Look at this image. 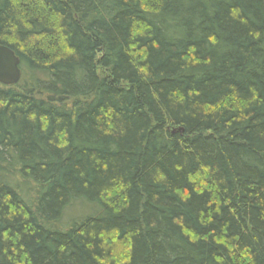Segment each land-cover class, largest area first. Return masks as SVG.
<instances>
[{
    "label": "trees",
    "instance_id": "1",
    "mask_svg": "<svg viewBox=\"0 0 264 264\" xmlns=\"http://www.w3.org/2000/svg\"><path fill=\"white\" fill-rule=\"evenodd\" d=\"M0 45V264H264V0H0Z\"/></svg>",
    "mask_w": 264,
    "mask_h": 264
},
{
    "label": "water",
    "instance_id": "2",
    "mask_svg": "<svg viewBox=\"0 0 264 264\" xmlns=\"http://www.w3.org/2000/svg\"><path fill=\"white\" fill-rule=\"evenodd\" d=\"M20 75L19 59L10 48L0 45V85L15 86L20 82Z\"/></svg>",
    "mask_w": 264,
    "mask_h": 264
},
{
    "label": "rangeland",
    "instance_id": "3",
    "mask_svg": "<svg viewBox=\"0 0 264 264\" xmlns=\"http://www.w3.org/2000/svg\"><path fill=\"white\" fill-rule=\"evenodd\" d=\"M75 209L76 210L75 212H71V215L68 220L69 221H72V219H75V218H83V216H85L88 212L86 210L83 209V206H84V203H78V204H75Z\"/></svg>",
    "mask_w": 264,
    "mask_h": 264
}]
</instances>
